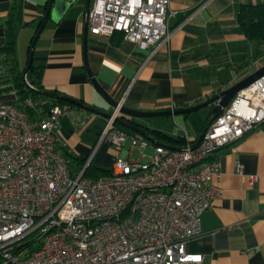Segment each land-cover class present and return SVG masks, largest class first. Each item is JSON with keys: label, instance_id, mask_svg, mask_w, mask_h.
<instances>
[{"label": "built area", "instance_id": "built-area-1", "mask_svg": "<svg viewBox=\"0 0 264 264\" xmlns=\"http://www.w3.org/2000/svg\"><path fill=\"white\" fill-rule=\"evenodd\" d=\"M169 2L90 0L88 32H121L153 54L171 36ZM23 105L35 104L31 97L20 105L0 99V264H200L202 254L188 252L186 243L200 233L201 214L220 193L211 184L221 165L211 156L264 122V75L209 122L195 148L152 145L120 128L118 101L98 143L120 151L129 142V149L99 177L85 175L95 152L73 173L71 158L57 149L59 117L68 108L54 105L32 124ZM148 147L153 152L144 160ZM31 234L38 244L28 249L23 239Z\"/></svg>", "mask_w": 264, "mask_h": 264}, {"label": "crops", "instance_id": "crops-1", "mask_svg": "<svg viewBox=\"0 0 264 264\" xmlns=\"http://www.w3.org/2000/svg\"><path fill=\"white\" fill-rule=\"evenodd\" d=\"M47 1L0 0L1 100L21 103L16 76L28 63L30 44ZM260 1L170 0L169 10L174 12L168 20L171 36L166 45L152 54L151 47L140 48L118 32L110 36L87 32L84 47L85 0L83 6L74 0L65 11L53 10L52 18L35 43L33 61L41 69L42 91L75 98L110 112L112 106L96 90L88 75L86 59L100 86L128 108L164 111L204 102L264 64L257 59L250 66L236 69L248 46L238 22V8L243 3ZM10 17L14 23L15 62L1 50ZM32 100L33 111L26 110L32 124L48 118L54 105L69 109L59 117L57 149L71 158V172H79L80 160L90 152H95L91 163L103 168L94 162L99 152L111 161L129 149V142L120 151L107 142L98 143L106 117L75 105L60 104L55 96L39 92ZM212 106L208 105L202 114H192L194 111L152 116L159 117L156 121L141 122L137 117L125 116L181 142L147 131L150 140L126 130L152 145L180 147L185 141H196L209 120ZM175 123H192L194 128L190 127L185 135L173 128ZM135 151L139 152L136 148L131 152ZM146 151L151 154L153 149L148 147ZM211 158L221 165L219 178L211 184L219 187L220 193L202 212L201 231L187 241L186 250L202 254L200 264H264V122L220 148ZM237 164L242 166L243 174L237 172ZM249 175L256 178L250 181Z\"/></svg>", "mask_w": 264, "mask_h": 264}, {"label": "water", "instance_id": "water-1", "mask_svg": "<svg viewBox=\"0 0 264 264\" xmlns=\"http://www.w3.org/2000/svg\"><path fill=\"white\" fill-rule=\"evenodd\" d=\"M74 0H48L47 5L45 8V12L43 14L42 20L40 22V25L32 39V42L30 44L29 48V56H28V63L25 67L24 70V75L28 72L30 66L33 63L34 59V46L35 43L42 31V29L45 27L47 21L52 18V13L54 9L59 8L62 11H65L68 6L71 4V2ZM89 5H90V0H85V6H84V47L86 45V37H87V32H88V11H89ZM85 66L88 72V75L95 86L96 90L101 94V96L104 98V100L112 106V109L115 108L118 104V101L114 99L111 95H109L97 82V80L93 77L87 61L85 59ZM264 75V64L248 74L247 76L243 77L236 83L232 84L231 86L227 87L226 89L222 90L221 92L215 94L214 96L208 98L204 102H201L199 104L185 107V108H178V109H170V110H164V111H144V110H136V109H131L128 108L124 105H121L120 107V112L122 113L121 116L116 117V122L120 125L123 126L131 131H134L142 136H144L147 139L152 140L151 136L147 132L146 129L142 128L140 125L131 122L129 118H126L125 116H130V117H152V116H165V115H176V114H187L191 113L197 110H200L201 108L208 106V105H213L210 113V118L209 122L215 119L218 115H220L224 108L230 103L232 98L248 86H250L253 82H255L259 77ZM43 95H50V96H55L56 98L62 99L64 101H67L75 106L81 107L87 111L100 114L106 118L110 117L111 111L107 112L104 111L100 108H96L92 105H87L84 104L81 100L71 98L68 96H64L55 92H50V91H40ZM206 124L204 128L202 129L200 135L196 139V141L191 145L192 148H195L201 139L203 138V135L207 129ZM173 149H178L179 147H174V146H167Z\"/></svg>", "mask_w": 264, "mask_h": 264}, {"label": "trees", "instance_id": "trees-1", "mask_svg": "<svg viewBox=\"0 0 264 264\" xmlns=\"http://www.w3.org/2000/svg\"><path fill=\"white\" fill-rule=\"evenodd\" d=\"M237 17H238L240 28L246 39V42H248V46L247 47L245 46V49L240 56V62L237 63L236 65V69L238 70V69H241L242 67L250 66L257 59L260 60L261 62H264V0L257 2V3L249 2V3L241 4L238 8ZM13 28H14V23H13L12 18L10 17L8 21L6 38H5L4 45L1 48V50L4 53L9 54L12 62H15L16 61L15 60V44H14V38L12 36ZM118 33L122 34L121 32H118ZM23 70L18 72L16 76V78L18 79L16 90L18 93V98L22 104H24L25 100L28 97L32 98V96H34L36 93L38 92L40 93V91H42L40 66L35 64L33 61L32 65L30 66L28 72L25 75H23ZM57 101L60 104H68L74 107L73 104H70L69 102H66L62 99L57 98ZM23 108L27 110L29 113L33 111V107L31 106L23 105ZM206 124H209V120L207 121ZM140 126L154 135L155 134L162 135L163 137H166L167 139L181 142L180 139H175L170 136L164 135L161 132L150 130L143 125H140ZM119 127L126 130V128L123 126L119 125ZM186 143L187 142L185 141L184 145ZM80 161H81V164L84 165L86 158H83ZM91 162L92 161L89 162V164L87 165L85 169L86 176L99 177L102 175L110 174L111 172L110 168L109 169L97 168Z\"/></svg>", "mask_w": 264, "mask_h": 264}, {"label": "rangeland", "instance_id": "rangeland-1", "mask_svg": "<svg viewBox=\"0 0 264 264\" xmlns=\"http://www.w3.org/2000/svg\"><path fill=\"white\" fill-rule=\"evenodd\" d=\"M76 1H77L76 4H78L80 6H83L84 0H76ZM205 108H207V106L201 108L200 110L195 111L196 113H192V114H202L203 112H206V110H208V109H205ZM201 110H204V111H201ZM200 111H201V113H198ZM157 118H159V117H137V119L139 121H141V122L156 121ZM178 120H181V119H178ZM172 126L178 132L184 133L186 135L188 129H190V127L192 128L194 126V124L188 123V124L182 125V124L175 123V125H172ZM145 153L146 154H150V152H147V151ZM138 154H139V152H137V151L132 152L130 158L135 160V159H137ZM94 162L99 163V166L102 165V167L104 169H109L111 167L112 159L110 161L105 154H101L99 152L97 154ZM34 237H35L34 234H31V235H29V236H27L26 238L23 239V243H26L27 244V248L28 249L34 248L38 244L37 241H33L34 240Z\"/></svg>", "mask_w": 264, "mask_h": 264}]
</instances>
